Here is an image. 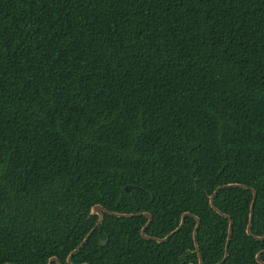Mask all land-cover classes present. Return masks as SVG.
<instances>
[{
    "label": "trees",
    "instance_id": "16d2710c",
    "mask_svg": "<svg viewBox=\"0 0 264 264\" xmlns=\"http://www.w3.org/2000/svg\"><path fill=\"white\" fill-rule=\"evenodd\" d=\"M232 183L262 237L264 0H0V264H68L95 204L157 238L190 213L216 264ZM251 200L214 197L222 264H259ZM147 220L105 213L73 263L197 264L192 216L166 243Z\"/></svg>",
    "mask_w": 264,
    "mask_h": 264
},
{
    "label": "water",
    "instance_id": "95a60500",
    "mask_svg": "<svg viewBox=\"0 0 264 264\" xmlns=\"http://www.w3.org/2000/svg\"><path fill=\"white\" fill-rule=\"evenodd\" d=\"M226 188H244V189H249L252 192V200L250 203V209H249V220L246 226V233L249 237H252L253 239H255L256 241H262L264 240V235L262 237L259 236H255L252 234L251 232V225H252V217H253V208H254V203L256 200V196L257 193L255 192L254 189L249 188L245 185H241V184H236V183H232V184H226V185H222L217 187L214 192L212 193V195H210L209 197V204L210 207L220 216L226 218L228 220V230H227V238H226V243H225V253L224 256L222 257V259L216 263V264H222L224 263V261L227 259L228 256V245L231 239V233H232V220L229 216L225 215L224 213L220 212L215 206H214V197L215 195L218 193L219 190L221 189H226ZM127 190H129L128 187H126ZM91 214H97L99 216L98 221L96 222V224L93 226V228L87 233V235L85 236V238L82 240V242L76 247L74 248L68 255L67 257V263L68 264H90L89 262H82V263H73L72 261V257L73 255L82 248V246L88 241V239L90 238V236L92 235V233L94 232V230L104 222L105 220V213H110L112 215H116L119 217H133V216H146L148 218L147 222L143 225L142 229H141V234L144 238H146V240H153L156 241L158 243H166L169 241V239L175 234L177 233L184 225V221H185V217L186 216H192L195 221V227L193 229L192 232V237H193V242H194V246H195V251L197 254V258H198V262L197 264H203L200 252H199V246L197 244V240H196V235H197V231L198 228L200 226V219L194 215H191L190 213H184L181 216L179 225L171 232L169 233L166 237L164 238H157V237H151L146 233L147 228L149 227V225L151 224V222L153 221V215L148 212V211H143V212H136V213H126V212H117V211H112L107 209L105 206H103L102 204H95L92 209H91ZM107 242V240H103L102 243L105 244ZM264 253V249L259 251L256 256H255V260L257 263L259 264H264V261L262 259H260L261 254ZM54 262H57L58 264H65L63 263L57 256H51L48 260L47 264H53ZM6 264H14L11 262H8Z\"/></svg>",
    "mask_w": 264,
    "mask_h": 264
}]
</instances>
